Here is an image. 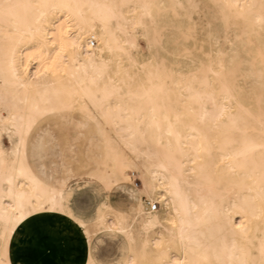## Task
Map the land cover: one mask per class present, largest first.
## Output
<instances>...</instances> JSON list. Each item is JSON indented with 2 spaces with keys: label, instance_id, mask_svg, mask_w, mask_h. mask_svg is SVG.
I'll return each mask as SVG.
<instances>
[{
  "label": "bare ground",
  "instance_id": "obj_1",
  "mask_svg": "<svg viewBox=\"0 0 264 264\" xmlns=\"http://www.w3.org/2000/svg\"><path fill=\"white\" fill-rule=\"evenodd\" d=\"M207 1L245 34L249 91L203 58L202 41L168 27L183 22V0H0V264H21L32 216L62 213L88 233L37 146L28 152L41 118L74 107L104 140L96 179L112 189L137 171L151 202L131 218L108 204L98 219L113 214L128 238L119 264H264V0ZM160 51L195 68L179 73Z\"/></svg>",
  "mask_w": 264,
  "mask_h": 264
},
{
  "label": "rangeland",
  "instance_id": "obj_2",
  "mask_svg": "<svg viewBox=\"0 0 264 264\" xmlns=\"http://www.w3.org/2000/svg\"><path fill=\"white\" fill-rule=\"evenodd\" d=\"M179 8L183 22L172 23L168 27L174 30H188L193 37L202 41L205 52L203 58L220 62L226 73L234 75V82L249 91L253 83L246 79V75L249 72L251 49L244 41L245 34L240 26L225 20L207 0H183ZM136 43L140 52H146L147 46L142 36H137ZM96 44L97 42L94 46ZM91 46L94 47L93 44ZM160 53L162 54L161 59L179 73H189L195 68L197 61H193L187 56L167 58L162 51ZM80 122H85L86 126L82 127ZM88 126L94 130L95 134L96 125L86 120L78 107H74L60 114H51L41 118L29 135L28 152L30 148L34 150L37 146L38 160L44 173L53 182L65 184L66 203L72 216L77 221L84 223L88 229V233L83 235V229L78 223L62 213L51 215L43 213L32 216L22 231L32 240L25 241L15 250L23 257H37V264H80L83 251L80 249L79 236L73 228L74 226L84 236L86 252L88 251L95 263L119 264L123 262V258L129 253V241L126 234L120 230L115 216L108 215L103 223L97 221L105 211H108V204L116 210L127 212L130 218L134 215V210L140 200L144 202L147 209L150 206V200L137 189L140 186L137 171L129 170L130 180L125 181L126 184L122 182L112 189H109L103 181L96 179L95 173L106 153L103 137L99 133L96 139L89 144L91 148L87 154L68 159L62 173L64 176L56 180L53 179L52 167L55 159L60 156L56 151L58 140L64 138L66 132L71 128L81 130ZM116 132L114 125H105V133L114 142H117ZM6 143V141H2L4 148H8ZM123 151L126 152L124 148ZM33 159L34 157L28 156L31 164ZM154 203L157 204L158 209L160 204ZM45 217H49L48 220ZM130 218L126 221L127 224L131 221ZM141 218V214L135 218L133 236L136 238H138V234H141L138 228ZM237 220L239 219L237 218ZM42 245H46V247Z\"/></svg>",
  "mask_w": 264,
  "mask_h": 264
},
{
  "label": "crops",
  "instance_id": "obj_3",
  "mask_svg": "<svg viewBox=\"0 0 264 264\" xmlns=\"http://www.w3.org/2000/svg\"><path fill=\"white\" fill-rule=\"evenodd\" d=\"M93 134H94V130L90 126H88V128H83L81 130L71 128L66 132V134L64 135V138H61L60 140H58L56 151L58 155L60 154V156H58L55 159V163L52 167V177L54 180L59 179L64 176L62 173L64 169L66 168V161L68 159L74 156L75 157L84 156L87 154V152L91 148L89 145L90 144L89 138ZM95 139L96 138H94L92 141H94ZM73 228L77 231L78 236H79L80 249H82L83 251L82 258L80 259V264H83L86 258V244H85L84 238L80 230L76 228L75 226ZM22 241L25 242V240H22ZM16 256L18 257V260L21 261V264H28L31 262H34V264H37L36 262L37 259L32 258L35 256L23 257L22 255L18 253L16 254Z\"/></svg>",
  "mask_w": 264,
  "mask_h": 264
},
{
  "label": "built area",
  "instance_id": "obj_4",
  "mask_svg": "<svg viewBox=\"0 0 264 264\" xmlns=\"http://www.w3.org/2000/svg\"><path fill=\"white\" fill-rule=\"evenodd\" d=\"M92 44H93V43H92ZM156 208H157V204L154 203V204L151 206V209L154 210V209H156Z\"/></svg>",
  "mask_w": 264,
  "mask_h": 264
},
{
  "label": "snow or ice",
  "instance_id": "obj_5",
  "mask_svg": "<svg viewBox=\"0 0 264 264\" xmlns=\"http://www.w3.org/2000/svg\"><path fill=\"white\" fill-rule=\"evenodd\" d=\"M52 227H54V226H52Z\"/></svg>",
  "mask_w": 264,
  "mask_h": 264
}]
</instances>
